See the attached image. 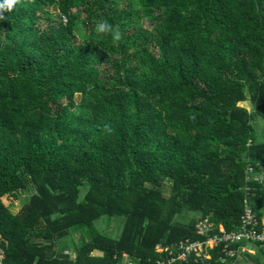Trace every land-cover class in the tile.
<instances>
[{"label": "trees", "instance_id": "obj_1", "mask_svg": "<svg viewBox=\"0 0 264 264\" xmlns=\"http://www.w3.org/2000/svg\"><path fill=\"white\" fill-rule=\"evenodd\" d=\"M0 15L4 264L144 263L201 239L199 217L236 230L245 197L261 221L264 0H21ZM23 194L15 214L1 200ZM103 216L123 218L117 237Z\"/></svg>", "mask_w": 264, "mask_h": 264}, {"label": "built area", "instance_id": "obj_2", "mask_svg": "<svg viewBox=\"0 0 264 264\" xmlns=\"http://www.w3.org/2000/svg\"><path fill=\"white\" fill-rule=\"evenodd\" d=\"M246 170L251 173L253 167L248 166ZM254 180L262 183L261 176H255ZM194 232L201 239L183 238L173 245L156 244L154 252L157 257L154 260L147 258L143 263L140 258L133 260L124 253L116 264H209L214 249H218L220 261L225 263L236 256L239 245L264 248V223L256 218L246 197L236 230L226 231L222 224H215L209 217H199L194 224ZM1 243L0 238V264H4L5 253ZM235 245L236 248H232Z\"/></svg>", "mask_w": 264, "mask_h": 264}, {"label": "rangeland", "instance_id": "obj_3", "mask_svg": "<svg viewBox=\"0 0 264 264\" xmlns=\"http://www.w3.org/2000/svg\"><path fill=\"white\" fill-rule=\"evenodd\" d=\"M143 27H148V26H147V24H143ZM149 50L150 51L155 50V46L149 45ZM100 69H101L102 77H106L109 74H111V72H112V70H110V68H107V64H103L100 67ZM74 100L76 103H78L79 102V95H76L74 97ZM238 106H242L248 110L250 108V103L248 101H246V102L239 103ZM258 122H262V120H258ZM259 129H261V127H257V130H259ZM256 137L258 140H262V139H264V133L261 136H260V134H257ZM262 183H263L262 186L264 189V181ZM32 191H30V193ZM25 198H26V195L23 194L22 196L17 197L16 199H13L10 196H4L1 198V200H2L3 204L5 206H7L12 213L15 214V213H18L20 211V209L22 208L24 201H25ZM108 221L111 222L110 225H108ZM122 225H123V218H121V217L108 218V217L103 216L96 222L97 229L99 231L111 236V237H117L119 235L121 228H122ZM67 244L68 243H63L62 245H59V247H61V246L65 247V245H67ZM93 255H99V253L93 252Z\"/></svg>", "mask_w": 264, "mask_h": 264}, {"label": "clouds", "instance_id": "obj_4", "mask_svg": "<svg viewBox=\"0 0 264 264\" xmlns=\"http://www.w3.org/2000/svg\"><path fill=\"white\" fill-rule=\"evenodd\" d=\"M21 0H0V14L12 11ZM3 15H0V19H3ZM97 34L110 35L114 41H120L123 33L118 25H113L107 20L99 21L95 26Z\"/></svg>", "mask_w": 264, "mask_h": 264}, {"label": "crops", "instance_id": "obj_5", "mask_svg": "<svg viewBox=\"0 0 264 264\" xmlns=\"http://www.w3.org/2000/svg\"><path fill=\"white\" fill-rule=\"evenodd\" d=\"M261 222L264 223V217ZM236 249L237 254L229 264H264V248L242 244Z\"/></svg>", "mask_w": 264, "mask_h": 264}]
</instances>
